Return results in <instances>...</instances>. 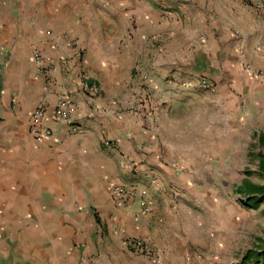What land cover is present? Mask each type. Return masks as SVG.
Here are the masks:
<instances>
[{
  "label": "crops",
  "instance_id": "0c3cea01",
  "mask_svg": "<svg viewBox=\"0 0 264 264\" xmlns=\"http://www.w3.org/2000/svg\"><path fill=\"white\" fill-rule=\"evenodd\" d=\"M61 95L79 131L47 119L37 144L32 112ZM250 97L264 0H0V264H231L244 246L216 186L248 153ZM113 184L150 210L116 205Z\"/></svg>",
  "mask_w": 264,
  "mask_h": 264
},
{
  "label": "rangeland",
  "instance_id": "374dc122",
  "mask_svg": "<svg viewBox=\"0 0 264 264\" xmlns=\"http://www.w3.org/2000/svg\"><path fill=\"white\" fill-rule=\"evenodd\" d=\"M206 77H200L199 82ZM254 100L258 110H249L248 115V153L246 155L233 157L232 171L227 174L218 175L216 193L218 197L226 196L232 204V230L240 245V252L233 254L231 264H240L247 248H254L259 254L264 252V196L260 197L258 206H249L248 197L241 194L237 187L242 180L251 183L264 184V97ZM257 115V118L253 116ZM244 150V148H243ZM262 199V200H261ZM259 256V255H258ZM263 258H252L251 264L261 263ZM257 261V262H255Z\"/></svg>",
  "mask_w": 264,
  "mask_h": 264
},
{
  "label": "built area",
  "instance_id": "2783aa9c",
  "mask_svg": "<svg viewBox=\"0 0 264 264\" xmlns=\"http://www.w3.org/2000/svg\"><path fill=\"white\" fill-rule=\"evenodd\" d=\"M32 60L37 67L38 73L42 74L49 83L52 63L51 58L38 51H34ZM200 85L203 88L211 86L207 79H202ZM84 87L89 90H94L93 85L84 84ZM71 105L69 98L64 95L57 97L56 103L51 110L44 100L38 102L32 112L29 125L30 135L37 144H44L53 137V128L46 123L47 119H51L52 122L66 123L69 126V130L73 133L79 131V127L72 123ZM109 194L112 201L118 206L125 207L130 200L138 199L143 203L144 211L150 210V205L144 193H140L133 185L113 184L109 188ZM126 245L137 254L156 259V253L152 245L144 239H128Z\"/></svg>",
  "mask_w": 264,
  "mask_h": 264
},
{
  "label": "trees",
  "instance_id": "16d2710c",
  "mask_svg": "<svg viewBox=\"0 0 264 264\" xmlns=\"http://www.w3.org/2000/svg\"><path fill=\"white\" fill-rule=\"evenodd\" d=\"M262 167L264 168V163L262 164ZM237 190L245 197H248L247 205L249 206H258L260 203V197L264 196V184H254L245 179L242 180L240 185L237 187ZM254 257L257 260L258 258H263L261 260H264V252L259 254L256 250H248L243 261L240 264H251L252 258ZM261 263H264V261H261Z\"/></svg>",
  "mask_w": 264,
  "mask_h": 264
}]
</instances>
